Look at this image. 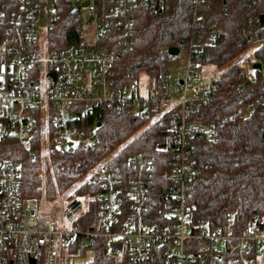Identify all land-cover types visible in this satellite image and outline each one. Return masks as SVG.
Returning a JSON list of instances; mask_svg holds the SVG:
<instances>
[{
  "label": "built area",
  "instance_id": "2783aa9c",
  "mask_svg": "<svg viewBox=\"0 0 264 264\" xmlns=\"http://www.w3.org/2000/svg\"><path fill=\"white\" fill-rule=\"evenodd\" d=\"M49 1L0 0V141L15 139L30 161H36L39 155L48 157L51 145L69 153L97 151L99 138L94 128L85 127L83 116L107 103H123L132 114H145L146 103L150 102L154 117L181 106V147L168 163L174 184L159 217L151 209L150 174L157 164L153 155L136 154L130 161L133 175L126 176V181L106 164L92 166L93 184L100 189L96 200L102 206L91 229L80 227L86 204L76 192L60 196L50 212L36 215L35 209L27 208L19 190L21 162L0 158V264H32V259L35 264H61L70 245L81 235L105 237L108 253L119 257L127 254L131 264H199L217 257L220 247L229 249L231 261L252 264L249 255L264 249L260 225L251 222L244 232L232 233L220 226L199 224L185 204L184 185L193 172L189 151L195 152L194 148L187 149V140L201 133L213 136V125L206 132L202 121L191 115L199 109L200 99L217 87L220 73L209 88H195L189 94L203 62L201 55L195 56L191 50L186 56L185 76L173 83L163 81L147 95L140 93L136 79L117 86L111 76L118 65L115 52L93 44L72 49L51 45L48 30L53 13ZM86 1L88 16L93 17L91 21L87 18L86 26L96 21L100 32L115 25L125 48L134 19L133 6L141 0H108L109 9L102 4L101 11L107 22L98 17L97 1ZM197 2L194 0V5ZM249 23V30L256 29L254 19ZM217 31L213 30L210 37ZM260 42L264 37L256 40V45ZM245 75L249 80L254 78L248 69ZM174 92L183 96L176 97ZM251 109L246 107L243 112ZM127 199L125 214L122 205ZM122 214L125 221L118 227ZM260 260L264 263V256Z\"/></svg>",
  "mask_w": 264,
  "mask_h": 264
},
{
  "label": "trees",
  "instance_id": "16d2710c",
  "mask_svg": "<svg viewBox=\"0 0 264 264\" xmlns=\"http://www.w3.org/2000/svg\"><path fill=\"white\" fill-rule=\"evenodd\" d=\"M82 1H49L53 24L48 37L53 47L72 49L88 45L82 36V6L70 13ZM96 1L98 17L105 20L102 4L108 10L110 1ZM148 1L149 4L143 0L134 3L132 29L125 48L112 24L108 31H98L92 44L117 54L118 65L111 75L117 86L130 79L138 80L141 73L154 81V87L166 80L170 82L169 62L182 54L186 57L191 50L195 56L201 55V65L213 63L220 69L217 87L200 99L199 109L191 115L205 127L213 125V136L201 133L187 140V149L194 148L195 152L189 151L193 172L184 185L185 204L199 224L242 233L249 223L255 222L264 230V67H253L255 62L264 65V42L256 45V40L264 37V32L258 31L264 0H198L195 5L194 0ZM251 18L257 27L249 30ZM213 30L218 31L211 38ZM250 36L252 40L248 39ZM171 47H178L180 53L170 55ZM246 69L253 74V80L246 77ZM146 105L145 114L134 115L123 103H107L83 116L85 127L94 128L99 138L97 151L69 153L51 145L47 159L39 155L36 161H30L15 139L6 138L0 141V158L21 162L19 190L25 201H53L78 193L86 201L80 227L91 229L102 206L96 200L100 189L93 184L91 167L106 164L126 181V176L133 175L130 161L136 154L153 155L157 164L150 174L151 209L159 217L162 203L174 184L168 163L172 153L181 147V106L154 117L153 103ZM249 106L251 111L244 113L243 109ZM130 188L128 184L127 189ZM128 206L127 199L122 205L125 214ZM124 221L122 214L118 227ZM86 247L94 251L93 260L87 264H131L127 254L119 257L108 253L105 237L81 235L68 252H83ZM230 254L228 248L220 247L217 257L199 264H239L230 260ZM261 255L264 256V249L249 255L252 264H264ZM61 264H70L69 254L63 256Z\"/></svg>",
  "mask_w": 264,
  "mask_h": 264
},
{
  "label": "rangeland",
  "instance_id": "374dc122",
  "mask_svg": "<svg viewBox=\"0 0 264 264\" xmlns=\"http://www.w3.org/2000/svg\"><path fill=\"white\" fill-rule=\"evenodd\" d=\"M86 0H83L84 2ZM81 20L83 22V30L82 36L88 44H92L96 41L98 35V29L96 21H92L89 27L86 26L88 16V8L82 7L79 11ZM243 59H240V63H242ZM188 59L182 54L179 57L173 58L169 62V70H170V80L173 83L176 78H183L186 74V67H187ZM199 73L197 80L195 82V87L188 90V93H192L195 88H199L200 90H204L209 88L213 82V80L218 76L220 73V69L217 68L213 63H206L200 64L198 67ZM139 91L143 95H147L149 90H152L154 87V81L146 74L141 73L138 79ZM176 97L183 96L182 94H176ZM209 127H205V131H209ZM47 159V157L45 158ZM59 198V197H58ZM56 198L55 200H58ZM55 200L48 201V200H40L37 201L35 199H28L25 201V206L29 209H35L36 215L41 213L50 212L52 210L53 205L56 203ZM84 206L86 204L84 200ZM34 217V216H33ZM69 254V262L70 264H87L91 262L94 258V251L90 247H86L83 252L81 251H71L70 253L64 254V256Z\"/></svg>",
  "mask_w": 264,
  "mask_h": 264
},
{
  "label": "water",
  "instance_id": "95a60500",
  "mask_svg": "<svg viewBox=\"0 0 264 264\" xmlns=\"http://www.w3.org/2000/svg\"><path fill=\"white\" fill-rule=\"evenodd\" d=\"M89 4V1H84L82 4L80 5H77L76 7H74L72 10H71V14H74L81 6L82 7H86L88 6ZM93 19V17H90L89 18V21H91ZM264 30V14L261 15V25L258 29V31H262ZM100 32H102V28L100 29ZM180 53V49L178 47H171L169 49V54L172 55V56H176ZM253 67L254 68H258V69H261L262 67H264V65L262 66V64L260 62H255L253 64ZM98 125H100V123H98ZM36 260L35 259H32V264H35Z\"/></svg>",
  "mask_w": 264,
  "mask_h": 264
}]
</instances>
